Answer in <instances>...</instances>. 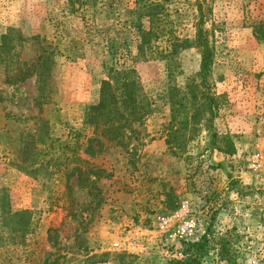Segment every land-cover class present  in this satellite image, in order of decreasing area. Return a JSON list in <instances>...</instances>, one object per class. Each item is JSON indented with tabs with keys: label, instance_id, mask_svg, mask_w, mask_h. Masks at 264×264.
I'll return each instance as SVG.
<instances>
[{
	"label": "rangeland",
	"instance_id": "rangeland-1",
	"mask_svg": "<svg viewBox=\"0 0 264 264\" xmlns=\"http://www.w3.org/2000/svg\"><path fill=\"white\" fill-rule=\"evenodd\" d=\"M131 1L97 0L91 9L0 0V264L184 261L183 245L195 242L169 238L183 206L198 241L208 238L200 264H264L260 178L241 174L236 159L264 154V40L255 34L259 23L264 29V0H150L188 39L202 3L213 56L205 84L196 48L174 57L170 72L135 60ZM112 45L131 51L126 62L148 105L116 139L84 123L106 68L127 58ZM207 95L215 100L203 110L210 124L189 125L195 133L174 140L181 148L167 145L170 102L182 97L191 117Z\"/></svg>",
	"mask_w": 264,
	"mask_h": 264
},
{
	"label": "trees",
	"instance_id": "trees-1",
	"mask_svg": "<svg viewBox=\"0 0 264 264\" xmlns=\"http://www.w3.org/2000/svg\"><path fill=\"white\" fill-rule=\"evenodd\" d=\"M69 1L72 6L77 5L93 9L96 6L97 0ZM112 4L118 7V0H112ZM131 4L134 7L130 12L136 19V22L131 27L137 42L135 45V60L141 63L152 60L163 62L168 72L172 67L174 57L181 51L196 48L201 58L199 71L196 76L201 83L205 84L212 65L213 56L206 31L202 27V3L197 2L198 18L197 23L193 26V39H188L184 35L181 37V34L176 33L174 21L166 19L168 16L165 13L163 4L150 0H132ZM255 30L256 36L264 40L263 24L259 23L255 27ZM160 41L164 43V46L159 49L155 43ZM111 48L114 50L113 54L117 55L119 53L120 56L125 54L127 58H125L121 65L113 64L112 67L106 68V80L99 82L98 101L95 105L89 106L86 109L84 123L93 127L95 131H100L101 135L116 139L121 130L129 128L133 123L141 121L147 115L148 105L142 95V88L135 69L126 62L132 57L131 51L128 49L118 50L119 47H114L113 45ZM44 66H46L45 63L41 67V69L43 68V72H41L40 76L43 80L38 81L39 89L46 83V79L43 77L46 72ZM190 87L194 100L196 99L195 92L198 91L199 85H192ZM179 95H182V93L179 92ZM182 101L183 98L178 97L176 101L170 102L171 118L169 123L164 125V128L168 130L167 145L171 144V147L176 145H178V148L183 147L181 143H174V140H182L184 138L185 142L187 136L195 133V128L188 130L189 125L194 126L200 121L209 125L212 114L209 115V118L205 119L203 110L208 108V112L210 113L211 107L215 104V100L210 95L205 96L203 103L197 102L199 106L193 110L190 117L188 116L189 112L184 109L187 105ZM182 109L184 110L182 111ZM178 112L183 117L180 118L176 115ZM188 140H190V137ZM231 148L232 146H229L228 150H231ZM208 243V238L205 234L198 242L184 244L182 255L186 259L184 261H173L170 264H200V256Z\"/></svg>",
	"mask_w": 264,
	"mask_h": 264
},
{
	"label": "built area",
	"instance_id": "built-area-1",
	"mask_svg": "<svg viewBox=\"0 0 264 264\" xmlns=\"http://www.w3.org/2000/svg\"><path fill=\"white\" fill-rule=\"evenodd\" d=\"M238 162V169L241 174L247 173L260 178L259 189L264 194V154L258 150H252L236 157ZM189 211L183 206L180 212L174 214L176 226L174 231L170 234V239L174 242H196L197 228L192 219L188 217ZM115 250H122L123 252L133 253L134 248L131 245L123 247L118 242L112 244ZM123 248V249H122Z\"/></svg>",
	"mask_w": 264,
	"mask_h": 264
}]
</instances>
